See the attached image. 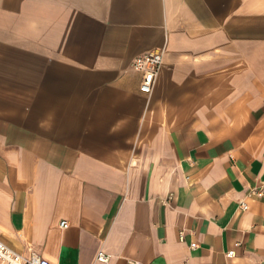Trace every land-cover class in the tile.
<instances>
[{
  "label": "crops",
  "instance_id": "obj_1",
  "mask_svg": "<svg viewBox=\"0 0 264 264\" xmlns=\"http://www.w3.org/2000/svg\"><path fill=\"white\" fill-rule=\"evenodd\" d=\"M153 52L146 95L131 63ZM0 240L264 264V0H0Z\"/></svg>",
  "mask_w": 264,
  "mask_h": 264
},
{
  "label": "built area",
  "instance_id": "obj_2",
  "mask_svg": "<svg viewBox=\"0 0 264 264\" xmlns=\"http://www.w3.org/2000/svg\"><path fill=\"white\" fill-rule=\"evenodd\" d=\"M162 65V53L153 52L135 57L131 63V67L135 72L141 75L139 91L146 95H149L155 85L157 75ZM262 192L256 188H252L249 191V196H262ZM241 209L245 208L244 201L239 202ZM61 227H65V222L60 223ZM179 238L182 239L183 232L180 231ZM195 244L191 243L190 248H194ZM233 251H228L226 257H232ZM96 260L106 263L109 260V256L99 251L96 255ZM0 264H52L48 260L41 258L37 253L29 251L27 255H22L9 247H7L0 240Z\"/></svg>",
  "mask_w": 264,
  "mask_h": 264
}]
</instances>
